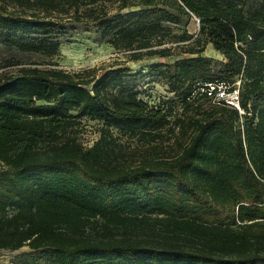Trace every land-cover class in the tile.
Segmentation results:
<instances>
[{
	"label": "trees",
	"instance_id": "16d2710c",
	"mask_svg": "<svg viewBox=\"0 0 264 264\" xmlns=\"http://www.w3.org/2000/svg\"><path fill=\"white\" fill-rule=\"evenodd\" d=\"M20 1L31 3L0 11L9 46L52 56L64 28L52 13H84L133 58L178 55L165 82L184 108L238 88L243 112L221 101L170 113L126 85L106 89L119 68L31 62L0 76V248L28 247L12 262L264 264V0ZM190 14L198 33L172 32ZM206 42L222 68L200 54ZM83 118L101 124L91 144L79 140ZM169 122L189 130L175 155L120 159L113 128L153 146Z\"/></svg>",
	"mask_w": 264,
	"mask_h": 264
},
{
	"label": "rangeland",
	"instance_id": "374dc122",
	"mask_svg": "<svg viewBox=\"0 0 264 264\" xmlns=\"http://www.w3.org/2000/svg\"><path fill=\"white\" fill-rule=\"evenodd\" d=\"M20 3V0H0V11H22L23 7L28 8L31 2L24 1L23 4ZM83 9L84 6H81L79 11L83 12ZM69 14L71 13L64 14L68 15L64 16L60 13H52V15L61 16L64 21L63 30L57 34L59 39L58 49L52 56H46L39 52L22 51L7 45L3 41V30L0 29V76L15 71L19 66L30 65L31 62H37L39 67L54 65L70 72L91 69V74L96 76L107 70L119 68L122 69L120 73H123L122 81L115 79L107 85L106 89L117 92L121 85H126L136 91L138 97L149 103L160 104L170 113H180L181 116L187 117L196 110L208 111L219 103L216 96L221 97V91L211 98L200 94L202 93L200 92L196 95L193 103L184 108L180 98L169 90L165 82L166 69L168 66H172L178 55H144L139 59L133 58L130 50L115 48L107 40L108 36L101 31L96 22L88 21L82 17L84 13H81L80 20H75ZM168 25L172 27L174 33H180L183 29H186L195 36L199 31L197 17L192 14L181 16L180 24L168 23ZM200 54L209 58L214 69L222 68L225 61L224 56L219 50L215 49L211 42L204 44V50ZM51 61H54L55 64H50ZM156 62L163 64L155 66ZM169 119L172 120L171 116H169ZM82 123L83 126L78 134L79 140L83 144H91L98 137V127L101 124L96 120L86 118H83ZM171 124L169 122L162 128L163 139L156 141L157 144L153 146L148 145L145 138L141 136H130L119 129L113 128L117 141L122 145L120 159L131 162L153 154H161L167 157L175 155L179 147L177 140L184 139L189 130L187 128V132L176 133L177 129L174 132L170 130ZM26 249H28L27 246L15 250L0 248V264H14L12 262L13 256Z\"/></svg>",
	"mask_w": 264,
	"mask_h": 264
},
{
	"label": "built area",
	"instance_id": "2783aa9c",
	"mask_svg": "<svg viewBox=\"0 0 264 264\" xmlns=\"http://www.w3.org/2000/svg\"><path fill=\"white\" fill-rule=\"evenodd\" d=\"M220 91L222 93L221 94L222 96L221 97L216 96L218 102L224 101L229 106L237 109L239 111V113L243 112V110L240 106V102H239L238 88H233L231 90H227V89L225 90L224 88H222V89L218 88L217 93H219Z\"/></svg>",
	"mask_w": 264,
	"mask_h": 264
},
{
	"label": "water",
	"instance_id": "95a60500",
	"mask_svg": "<svg viewBox=\"0 0 264 264\" xmlns=\"http://www.w3.org/2000/svg\"><path fill=\"white\" fill-rule=\"evenodd\" d=\"M197 21L199 22V19L197 18Z\"/></svg>",
	"mask_w": 264,
	"mask_h": 264
}]
</instances>
